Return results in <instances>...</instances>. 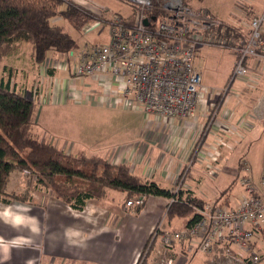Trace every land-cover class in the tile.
<instances>
[{
	"label": "crops",
	"instance_id": "0c3cea01",
	"mask_svg": "<svg viewBox=\"0 0 264 264\" xmlns=\"http://www.w3.org/2000/svg\"><path fill=\"white\" fill-rule=\"evenodd\" d=\"M72 2L78 6L83 3L82 0ZM201 10L208 11L206 8ZM263 10L264 6L254 12L248 11V14L255 17ZM248 14L245 15L249 16ZM227 21L226 24H229L232 19ZM34 67L39 70V77L46 72L49 76L47 80H52L54 89L51 90L55 93L52 103L69 105L66 93L70 74L62 70L55 72L48 69L44 63ZM246 68L248 75L240 78L238 90L226 102L221 101L210 130L203 132L209 106H203L201 103L192 117L176 120L171 124L158 123L151 117L135 141L121 146L117 152L100 154L99 157L114 165L124 164L129 167L131 174L170 191L176 185L181 169L191 157L196 139L203 133L199 144L204 156L201 155L194 176L187 181L183 189L204 204L217 202L222 207L235 208L241 204L245 195L241 181V162L245 160L250 164L254 181L258 179L263 163L261 155L264 147V128L258 125L254 118L257 115L262 116L257 107L264 97V61L249 58ZM10 69L13 72L11 83L14 84L16 71L12 67ZM49 71L52 74H49ZM241 118L246 119L251 127L238 126ZM219 141L225 142V146L218 145ZM218 150L219 161L214 165V170H209L213 174L211 176L205 169L211 156ZM206 152L211 156H205ZM222 167L226 168V175H231L234 181L232 185L216 193L219 185H214L219 183L223 176L222 170L219 171V176L217 170ZM208 174L210 176H207ZM227 181L224 179L220 186L224 187ZM19 183L15 187L21 189L23 184ZM33 189L39 188L29 189V198L23 203V212H19L13 202L4 204L0 201V264H139L140 255L147 247L149 234L154 226L162 222L163 228L180 230L189 220H169L166 216L168 198L165 197H146L142 210L136 212L135 207L126 208L124 193L109 190L104 200H88L83 209L75 210L54 195L48 196L42 192H35L33 195ZM263 242L262 239H256L254 245L255 251L263 256L262 262ZM196 251L190 249L186 243H181L167 251V255L171 259L173 253L176 260L173 264H183L180 263L182 257L193 256ZM198 254L205 256L200 252ZM164 257L159 243L154 244L141 264H146L147 260L148 264H162L166 259ZM45 258L47 259L44 260Z\"/></svg>",
	"mask_w": 264,
	"mask_h": 264
},
{
	"label": "built area",
	"instance_id": "2783aa9c",
	"mask_svg": "<svg viewBox=\"0 0 264 264\" xmlns=\"http://www.w3.org/2000/svg\"><path fill=\"white\" fill-rule=\"evenodd\" d=\"M124 1L131 7L130 16L114 15L106 23L97 19L81 30L84 36L94 31L99 34L105 31L106 43L74 48L66 54V61L61 60L65 56L59 55L61 61L47 60L45 66L70 74V90H67L66 99L74 104L91 103L96 98L97 104L106 101L110 107L140 111L146 118L150 116L165 124L192 117L203 101L202 79L195 66L198 48L229 49L230 46L222 31L219 36L211 32V28L221 23L213 21L204 11H193L181 5L180 0L165 4L159 11L167 10L170 14L162 17L150 15L156 10L152 0ZM145 20L148 21L146 25ZM249 20V34L235 49L238 58L231 80L247 76V58L264 61V10ZM84 79L97 90L78 89ZM37 92L34 93L38 103L47 102L41 98V91ZM211 106L203 132L210 130L216 119L218 109L212 110ZM257 109L262 116L257 115L255 122L264 128V97ZM237 125L251 127L244 118L239 119ZM218 145L222 142L219 141ZM193 149L195 152L191 154L189 163L201 161L204 154L200 144ZM208 155L206 152L205 156ZM261 156L263 163L255 181L250 164L245 160L241 162V181L245 189L241 204L235 208L219 204L216 207L214 204L192 206L195 219L180 230H167L160 222L149 234V243L140 255L141 259L158 241L164 256L175 246L186 243L205 257L218 258V264L262 262L263 256L255 251L254 245L256 239L264 240V147ZM181 190L184 191L180 185L171 190L167 208L179 200L184 201L185 197L179 196ZM144 200L140 196L126 201L125 206H141ZM162 264H172V260L165 259Z\"/></svg>",
	"mask_w": 264,
	"mask_h": 264
},
{
	"label": "trees",
	"instance_id": "16d2710c",
	"mask_svg": "<svg viewBox=\"0 0 264 264\" xmlns=\"http://www.w3.org/2000/svg\"><path fill=\"white\" fill-rule=\"evenodd\" d=\"M90 13L70 0H0V64L15 54L22 44L30 46V60L36 66L42 65L49 53L54 56L68 54L77 47V42L64 27L51 24V20L62 18L76 33H80L86 24L94 22ZM150 15L162 17L157 9ZM220 31L231 43L229 35L237 36L235 32L239 29L230 32L222 23L211 28L215 35L219 36ZM241 44L229 50L234 55V63L238 58L235 49ZM49 74L52 72L49 71ZM12 76L11 69L6 78L0 75V201L4 204L12 199L27 201L30 188L48 190L75 210L83 209L88 200H104L109 190L124 193L126 201L140 196L171 198V190L131 174L124 164L114 165L97 155L67 154L50 142L41 140L35 132V93L17 89L16 84L11 83ZM221 101L222 95L218 97L216 109ZM201 136L194 146L201 142ZM188 173V168L181 171L176 186L181 184L182 187ZM22 175H25L27 185L19 189L15 185ZM60 177L67 183H59L57 179ZM74 180L80 181V184H68ZM18 192L23 196L18 198ZM179 196L185 197L184 201L179 200L166 208V216L169 220L189 218L188 225L195 219L191 207H204L205 204L193 198L189 191L181 190ZM217 204L214 203L215 207ZM142 208L143 205L137 206L135 211L139 212Z\"/></svg>",
	"mask_w": 264,
	"mask_h": 264
},
{
	"label": "rangeland",
	"instance_id": "374dc122",
	"mask_svg": "<svg viewBox=\"0 0 264 264\" xmlns=\"http://www.w3.org/2000/svg\"><path fill=\"white\" fill-rule=\"evenodd\" d=\"M170 1L172 0H153V4L157 9V13L161 14L162 16L170 14V12L167 10L163 12L159 11L162 10L165 4L170 3ZM70 2H72V0ZM82 2L83 3L81 4L85 7L82 5H79V7L83 8L85 11L87 10L91 12L90 14L94 16V21L98 19L106 23L108 22L109 18L114 15H120L124 18L130 16L131 14V7L129 3L124 0H82ZM180 2L181 5H185L188 8L190 7L189 9L193 11H202L201 9L203 8L208 9L209 12L206 10L208 12H206V14L209 16V18H211L213 21L222 23L224 28H228L230 32H232V29H239L238 32H235L237 36H232L231 34L229 35V40L231 41L229 46L230 49L210 46L209 48L200 47L196 53L195 66L201 75V84L203 87L201 95L203 96L202 105L209 107L212 105V110H216V102L218 100L219 94L220 96L222 95V101L226 102L229 97H231L232 94L238 90L240 78H236L231 82V71L234 63V55L229 50L235 48L236 44L242 43V41H244V39L247 37L246 35L249 33L247 32L249 30V19H251L250 14L248 13L257 11V9L260 10V8L264 6V0H180ZM73 3L78 6L77 3ZM171 8L172 7L169 5V9ZM245 14H248L249 16ZM229 19H232V22L226 24L228 22L227 20ZM232 23L234 25H232ZM51 24L64 27V29L69 32L72 38L77 42V46L79 47L94 46L96 44L106 43L105 31H103L101 34H99L98 31H94L91 34L84 36L82 32L76 33L62 18L52 19ZM22 45L23 46L19 49L17 55L14 54V56L6 58L0 64V75L1 77L6 78L8 70L12 67V69L16 71L13 83L16 84L17 88L24 90L29 94H34V92H39V90L41 91L39 93L41 98L47 102L38 103L36 100V95L33 98V101L37 105L35 132L41 140H46L55 147L66 152H70V154L73 155L97 154L99 156L100 154L105 155L108 152L112 154L114 151L117 152L121 146L129 143L130 141H135L137 135L140 134V131H142L147 122L152 119L150 116L147 118L143 117L142 112L139 111L134 112L128 109L123 110V108L118 106L110 107L106 101L97 104L94 101L96 98L92 100V103L87 104H72V102H70L69 105H55L52 103V101L55 100V93L51 90L54 89L52 80H47L49 76L43 71L42 77H39V70L36 69L30 62V46L27 44ZM59 55L65 56L61 60L66 61V58L68 59L67 55L60 53L56 55L55 58H53L51 55H48L47 60H54L55 62L61 61L59 60V58H61ZM248 59L249 58H247L246 61ZM53 71L58 72L59 70L53 69ZM41 80L43 81V84ZM35 88L37 90H35ZM67 89L70 90V87L68 86ZM78 89L82 91L97 90V88L87 79H84L80 82V88ZM98 92L99 91H97V93ZM199 115L200 114H198V116ZM197 140L198 139H196V141ZM224 146L225 142H222V147ZM212 157L213 159H211L207 164L205 169L206 172H209V170H214V165L218 164L219 150L214 153ZM189 162L190 160H188L181 169V171L185 170L186 168L189 169L188 176L182 185L183 188L187 181H189L190 178L194 176V170L198 168V163L200 161L195 160L194 163L191 162L192 164ZM225 169V167H222V169L217 170V175L219 176V171L222 170L223 176L221 180H219L218 177L219 183L214 185V187L219 185V189H217L216 193L221 191V189L229 187L234 181V178H231V175H226L228 171ZM209 174L213 176L212 172H209ZM209 174L207 176H210ZM24 176L25 175H22L19 178V184H23L22 186L19 185L21 187L25 186L26 184ZM224 179L228 181L227 184L222 187L220 184ZM182 180L183 177L180 180V183ZM57 181L61 184L67 183L65 182L64 178L61 177L58 178ZM68 184L76 185L80 184V181L74 180L72 183ZM175 187L176 185L174 188ZM32 191L33 195L35 192H42L48 196L54 195L52 192L42 188H39L38 190L33 189ZM22 196L23 194L21 192L17 193L18 198ZM132 199L134 198H129V200ZM11 202L15 203L14 207L17 208L19 212H23L24 201L12 199ZM165 229L171 230L170 228ZM126 241L128 243V239H126ZM155 244H158V241H156ZM195 253L196 254H193V256L186 255L185 257H182V262L180 263L218 264V258L202 256L198 254V251ZM171 255L173 264V262L176 260L174 259L173 253ZM165 257L168 259L170 256L165 254ZM46 259L47 258L44 260ZM139 264H141V262ZM146 264H148V260L146 261ZM259 264H264V262H260Z\"/></svg>",
	"mask_w": 264,
	"mask_h": 264
},
{
	"label": "water",
	"instance_id": "95a60500",
	"mask_svg": "<svg viewBox=\"0 0 264 264\" xmlns=\"http://www.w3.org/2000/svg\"><path fill=\"white\" fill-rule=\"evenodd\" d=\"M153 19H154V18H153ZM147 23H148V21H147V20H145V21H144V24L146 25Z\"/></svg>",
	"mask_w": 264,
	"mask_h": 264
}]
</instances>
